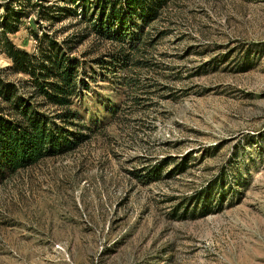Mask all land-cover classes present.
Masks as SVG:
<instances>
[{"label": "rangeland", "instance_id": "obj_1", "mask_svg": "<svg viewBox=\"0 0 264 264\" xmlns=\"http://www.w3.org/2000/svg\"><path fill=\"white\" fill-rule=\"evenodd\" d=\"M33 18L9 34L29 52ZM153 26L143 70L96 68L75 100L88 139L0 180V264H264V0H173Z\"/></svg>", "mask_w": 264, "mask_h": 264}, {"label": "trees", "instance_id": "obj_2", "mask_svg": "<svg viewBox=\"0 0 264 264\" xmlns=\"http://www.w3.org/2000/svg\"><path fill=\"white\" fill-rule=\"evenodd\" d=\"M46 1L8 0L0 5V53L9 62L0 67V180L44 158L67 153L88 139L80 128L83 122L75 100L97 82L96 68L102 76L113 78L118 72L129 78L143 70V63L150 61L146 51L154 44L153 23L173 0ZM32 13L38 28L26 26L35 40V49L29 52L17 47L9 34L17 32ZM68 18L73 21L63 30L72 28V32L60 41L57 31L48 33L41 23L52 26ZM91 36L100 55L74 54ZM10 75L21 77L10 80ZM183 164L173 169H182ZM147 169L149 181L161 178L159 165ZM220 186L218 178L209 182L196 194L191 211L201 206L207 212L212 193ZM221 195L222 189L217 200Z\"/></svg>", "mask_w": 264, "mask_h": 264}]
</instances>
